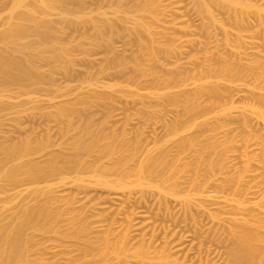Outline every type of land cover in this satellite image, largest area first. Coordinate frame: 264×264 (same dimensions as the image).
I'll use <instances>...</instances> for the list:
<instances>
[{
	"label": "rangeland",
	"instance_id": "rangeland-1",
	"mask_svg": "<svg viewBox=\"0 0 264 264\" xmlns=\"http://www.w3.org/2000/svg\"><path fill=\"white\" fill-rule=\"evenodd\" d=\"M12 1L0 0V32L5 29ZM104 1L86 0L79 7L89 20L114 21L116 30L105 34L108 40L104 43L109 45H95L93 23L88 26L81 21L78 25L73 22L77 17L71 16L74 28L66 26L60 37L71 54V71L67 74L56 68L50 78L49 69L60 65L51 60L50 65H55L45 64L43 83L28 90L0 88L4 170L16 164L5 159L6 151L27 137L34 146L51 141L48 148L37 150L21 163L33 160L42 167L55 158L59 164L74 159L72 141L82 122L93 125L92 134L104 137L95 151L84 154L85 166L64 175L50 172L32 182L19 173L15 185L4 173L0 176V227L19 221L26 207L36 211L44 206L54 223L57 221L51 227L43 219L36 221L37 229L27 232L31 239L27 255L17 264H99L95 254L102 247L104 231L114 219L116 231L111 237L119 241L126 216L133 209L136 227L131 232L128 264H143L134 255L142 245L149 250L148 264H165L159 259L163 251L169 256L166 264H231L228 252L234 242L230 230L246 223L254 227L256 220L263 246L258 264H264V119L252 112L257 109L264 114V73L258 70L264 62V27L258 28V19L253 17L251 25L235 28L234 13L221 9L215 13L218 23L211 22L199 13L195 0H117V4L110 0L111 6L109 0ZM253 1L258 6V0ZM159 2L163 6L153 9L158 14L146 7ZM73 4V12L80 10L76 3L72 8ZM99 4L104 8L108 4L105 16L95 13ZM127 10H131L129 15ZM58 12L54 20H60ZM139 22L154 29L160 61L153 62L146 55L139 40H145L137 29ZM239 35L245 42L243 49L237 45ZM227 38L230 47L225 44ZM120 61L126 64L124 69ZM226 68L234 72L222 71ZM206 76L211 78L203 79ZM202 86L221 90L225 96L222 105L204 97L201 104L206 109L188 113L186 95ZM97 92L110 98L82 110L86 119L73 117L70 123V119L56 118L62 107L92 103ZM182 141H192L195 147L179 150ZM163 152L169 155L170 164L163 172L179 170L177 186L175 180L163 184L158 179L151 183L161 186L163 192L153 187L119 191L97 182L100 175L116 181L122 174V170L106 171L105 167L121 161L136 168L147 155L156 157ZM203 154L214 163L211 173L204 165L197 168ZM185 164L190 167L185 169ZM78 177L83 182H77ZM88 242L95 244L96 252L86 249Z\"/></svg>",
	"mask_w": 264,
	"mask_h": 264
},
{
	"label": "bare ground",
	"instance_id": "bare-ground-1",
	"mask_svg": "<svg viewBox=\"0 0 264 264\" xmlns=\"http://www.w3.org/2000/svg\"><path fill=\"white\" fill-rule=\"evenodd\" d=\"M85 1L86 0H33V2H30V0H13L12 3H10L9 16L6 22L5 29L0 32V88L6 90L12 86H16L19 89L28 90L29 88L35 85L43 83V80L46 77L43 68L45 64L47 65V63L52 62L53 60H56V62H60V65L56 66L54 63L52 65L55 66H52L50 65L51 63H49L50 67L52 66L49 69V72H47L50 78H52V76L54 75L53 71H56V68H60L68 74V72L71 71L72 65L70 59L71 54L69 53V48H67V46L61 45L60 37L64 34L63 31H65V29H62L66 28V26L69 28L71 25H74V21H78V23L82 21L81 23H84L88 26V23H90V25L91 23H93L94 26L91 27H95L94 29L97 31V38L96 36H94L95 41H93L95 45L100 46V43H104V41L108 40V38L106 40L105 34L109 31H115L116 28H114V26L116 24L114 23V21L108 19L89 20L87 15L84 14V11L82 10L83 6H85ZM111 1H107L108 3L110 2L109 5H112ZM28 2L31 4H29ZM115 2L117 4V0H115ZM195 2L199 13L204 14L206 17H208L211 22L218 23V16L216 17L215 13L217 9H221L226 12L228 11L227 13H230V15L234 13V16H232L234 17L233 23L235 24L234 26H236L235 28H239V26L241 28H245L246 25H251L250 20H252L251 18L253 17H257L258 19V28L264 27V0H258V6L253 4V0H195ZM98 3L99 1H97V4ZM71 4H73L72 8L75 5V8L81 5L80 7L82 8H79L82 11L76 10L74 8V10H76L78 13L73 12L70 7ZM145 4H147V2ZM172 4L173 3H171V5ZM100 5L101 4L96 6L97 8L95 9V13L100 16H105L107 13L106 11L109 9L107 8L108 4H105L107 5L106 8ZM158 5H160V2L159 4L148 3L146 7L152 9L151 13L155 12L156 14H158L156 10H153L155 8L160 9ZM168 6H166L165 8H167ZM214 8L216 9L214 10ZM103 10L106 11L104 12ZM57 11H59L58 15L60 17V20L55 19V21L53 16L57 15ZM117 11H114V14H118L119 12ZM127 11V14L131 12V10ZM132 12L134 11L132 10ZM71 16H76L79 20L76 18V20H73L72 22ZM156 16H153V18L155 20H158ZM229 18L231 19V17ZM81 23L78 25H81ZM85 25L82 26L84 27ZM137 26L139 27L137 28L138 31L145 36L144 41L142 39L143 37H141L139 40L144 45L146 55L150 56L153 62H158V60L160 61V59H158V54L155 52L154 48L156 43V40L154 38V29L150 26H146L142 22H139ZM207 27L208 25L206 24L205 28ZM222 28L226 27L223 26ZM224 30L226 31V33L229 32L227 29ZM112 33L113 32H111V34ZM229 39L227 38L226 40V46L230 45ZM237 39V45L240 46L239 49H243V46L245 45L243 38L239 35ZM110 40L111 39L109 38V41ZM105 43L108 44V42ZM112 46H110V49H113ZM246 49L249 50V48ZM248 50H246V52ZM243 52L245 53V51ZM160 55L162 56L161 53L159 54V56ZM243 55L247 54L245 53ZM238 57L240 58V56ZM260 63L261 64L258 66V70L264 73V62ZM119 65L122 69L126 67V64L122 61L119 62ZM224 70L229 73L234 72L233 69L229 68L223 69L222 71ZM209 78H211V76L203 77V79ZM171 80V78L167 80L168 85H170V83L172 82ZM186 96V111L188 113L201 112L205 110V106L201 104V99H203L204 97H207L208 99L212 100L213 103L216 105L221 104V102H223V98L225 97L221 90L213 87L209 88L203 86L193 92L188 93ZM109 98L107 97V95L98 94L97 92L94 94V100L92 101V103L77 102L69 107H62L58 110L56 118L70 119V123L71 120H73V117H79V119H86L87 116L86 118L84 116L82 117V115H84L82 110H89V108H91L96 103H106L107 99ZM82 105L85 107L83 108ZM2 108L3 106H0V110H2ZM227 110L228 108L224 109V111ZM252 110L253 113H257L261 118L264 119L263 112H260L257 109ZM87 122H90V120H87ZM83 123L84 122H82V125L86 126V124L84 125ZM77 126L76 129L74 128L76 130H74L76 134L72 141V148L74 150L73 160L64 162V164H59L58 161L60 160L55 158L54 160H51V162H49V164L45 167H42L39 163L33 160H30L26 164H21L24 158L32 156L39 149L41 150L43 148L45 149L46 147L48 148L49 144L51 145V143H49L50 140L48 139V142H43L42 140L41 143L39 142V144L37 143V146H34L32 141L30 140L31 138L29 139L27 137V139L22 140L19 143L15 142L6 151L5 159L16 164L12 168L4 170L5 166L3 165V163L5 162L0 160V176L4 173L6 180L9 182H14L13 184L15 185L19 173H23V175H25V177L29 181L39 182L50 172H59L64 175L65 172L68 170L76 168L79 169L81 166H85V162L83 159L84 154L95 151L104 137L103 135L100 136L101 134H92L91 129H93V127H90L93 125H91L90 127L82 126V128H79V126L81 127V124L78 127ZM188 146L194 148L195 144L192 141H182L178 144V149L183 150L185 149V147L187 148ZM165 152L161 153L159 156L156 157L152 155H147L143 162L136 168L128 167V162H116V164H113L111 167H105V170H122V174L119 179H117L116 181H110L100 175L97 176V182L107 188L119 191L130 189V187H153L163 192V190H161V186L153 185L151 183V181H155L158 179L163 181V184H167L171 180H175V185L177 186L179 185V177L176 176V172L179 171L178 168L172 169L169 174L168 172H165L166 169L163 172V169L170 165L168 160L169 155ZM197 152L200 153L199 150H197ZM112 154H115L114 149ZM204 155L205 154L199 157V164L197 165V168L199 169L200 165H204L207 170H209V172L211 173L214 163L211 158ZM173 167H175V164H173ZM183 167L187 169V167L189 168L190 166L189 164H185L183 165ZM90 168H94V166ZM196 175H198V172H196ZM133 176L136 177L135 181L130 182L129 179ZM196 180L197 179L195 178L192 181L194 185L197 183ZM77 182H83L82 177H78ZM170 194L176 196L173 191H171ZM47 197L49 199V197H51L50 194ZM191 201L192 200L188 198L186 202V205L188 207H190ZM31 210L30 208L26 207L25 209H23V216L19 221L11 224L10 226L0 227V264H17L19 259L27 255L28 247L31 242L30 236L27 234V232L29 230L37 229L38 226L36 224V221L38 222V220L40 219L45 220L46 227L54 226L53 224L57 222L55 220L54 223L50 211L44 206L41 207L39 210L37 209L36 211H34V209L33 211ZM136 215L137 213L134 209L133 211H130L127 214L125 219L126 227L119 241H114L111 237L115 234V225L117 222L114 219V222L111 221L112 223L109 224L108 229L105 230L103 233L104 236L101 240L102 247L100 249H97V253L95 254L97 260L100 262L99 264L129 263V258L131 256L129 242L132 240L131 232L133 228L136 227ZM253 226L254 227L249 226V223H246V225L244 226L235 227L230 230V235L234 242V246L231 247L228 252L231 264H258V255L261 254V251L263 250L262 238L260 233L258 232V220L255 221V224ZM39 229L44 230L45 228L41 227ZM85 247L91 252H96L94 243L88 242ZM134 255L135 257L140 258L143 261V264H148V260L150 259L149 250L144 248L143 245L135 250ZM159 259L161 261H164L165 264L169 262V256L166 254V251H163L160 254Z\"/></svg>",
	"mask_w": 264,
	"mask_h": 264
}]
</instances>
